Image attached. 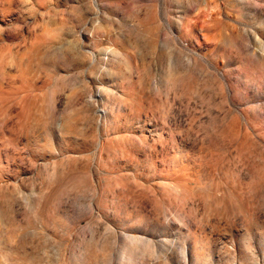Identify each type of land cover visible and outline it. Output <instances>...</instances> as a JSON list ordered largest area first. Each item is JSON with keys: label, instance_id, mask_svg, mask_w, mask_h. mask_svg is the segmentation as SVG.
<instances>
[{"label": "rangeland", "instance_id": "rangeland-1", "mask_svg": "<svg viewBox=\"0 0 264 264\" xmlns=\"http://www.w3.org/2000/svg\"><path fill=\"white\" fill-rule=\"evenodd\" d=\"M0 264H264V0H0Z\"/></svg>", "mask_w": 264, "mask_h": 264}, {"label": "bare ground", "instance_id": "bare-ground-1", "mask_svg": "<svg viewBox=\"0 0 264 264\" xmlns=\"http://www.w3.org/2000/svg\"><path fill=\"white\" fill-rule=\"evenodd\" d=\"M260 164L263 166V161L262 160H261ZM175 185H178L181 188H184V186H185L183 181H181V179H179V178L176 179V184Z\"/></svg>", "mask_w": 264, "mask_h": 264}]
</instances>
